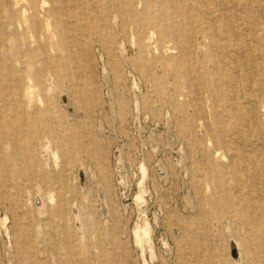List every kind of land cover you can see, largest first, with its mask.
Instances as JSON below:
<instances>
[{"label": "rangeland", "instance_id": "1", "mask_svg": "<svg viewBox=\"0 0 264 264\" xmlns=\"http://www.w3.org/2000/svg\"><path fill=\"white\" fill-rule=\"evenodd\" d=\"M120 3L90 0L89 7L74 8L67 34L77 33L73 46L47 47L32 68L52 90L44 92L42 106L30 107L20 127L0 134V264H264V232L240 219L233 224L213 203L220 198L243 216L262 215L261 204L249 202L255 194L264 205L259 188L243 183L225 195L213 177L223 171L232 187L233 169L239 171L234 148L264 150L252 141L264 136L262 92H251L261 110L254 124L198 77V58L210 52L199 27L190 28L187 72L176 71L184 52L149 25L139 33ZM20 7L29 11V0H20ZM135 7L142 9V0ZM18 33L24 40L17 54L24 60L26 39L37 46L35 31L21 27ZM59 57L63 77L57 80L49 69ZM219 58L211 53V60ZM2 64L0 94L8 86ZM219 66L221 75L230 70ZM10 98L4 93L5 101ZM4 106L0 121L22 118ZM45 108L51 118L37 113ZM145 227L147 238L139 242L136 231ZM205 244L210 249L202 252Z\"/></svg>", "mask_w": 264, "mask_h": 264}, {"label": "bare ground", "instance_id": "2", "mask_svg": "<svg viewBox=\"0 0 264 264\" xmlns=\"http://www.w3.org/2000/svg\"><path fill=\"white\" fill-rule=\"evenodd\" d=\"M258 1L259 4L252 5L247 0H142L143 7L139 10L135 7V0H121L120 7L131 18L139 33L149 25L160 35L172 39L175 47L184 52V62L174 65L176 71L179 70L178 67L181 68V71L186 70V68L182 69L183 65H186L190 59L189 53L193 51V37L190 28L195 25L199 27L201 42H208L210 52H205L198 58L203 68V72L197 71L198 77L210 92L218 93L224 100L235 102L246 119L257 124L256 118L261 115L260 100L251 92L261 91L264 96V33L260 32L264 31V4L262 3L264 0ZM29 2L28 11L26 8L20 7V0H0V26L5 23V26L11 29L10 34H5L1 29L2 26L0 28V41L4 45L0 48V60L3 62L2 68L8 83V86L1 90L0 113L5 104L13 111L20 112L22 116L21 119H18V115L4 116L2 120L5 121V126L1 127V120L0 134L2 132L7 134L16 124L20 127V124L29 118L30 107L42 106L45 101L44 92L51 91L53 85L50 84L47 87L44 84L45 76L40 73L36 75L32 68L35 62L44 59L47 47L70 49L73 46L77 33H73L71 37H67V34L72 30L71 17H77L74 8L76 6L89 7L90 5V0H40L39 3L37 0H29ZM46 2L48 3L47 9L44 8ZM13 8L16 9L13 10ZM69 10L73 11L71 15L66 13ZM239 11L245 14L244 17H239ZM252 11L253 14L250 13ZM15 13L16 18L13 15ZM68 15L69 20H65L64 16ZM50 18L53 19L54 30L52 32L49 28ZM250 18H252V25L250 24L249 27L241 31L239 26L243 27L245 24H249ZM21 27L24 31L33 28L35 31L34 41L37 42V46L32 47L31 39H26L27 57L24 60H20V56L17 54V48L22 39L18 33ZM55 36L59 38L57 42H54L53 37ZM211 53L219 56V60H211ZM62 59L63 57H59L57 62L52 64L54 69H49V75L57 80L63 77L60 70ZM171 61H173V57ZM221 63L230 65L228 73L220 74L219 65ZM208 65L212 66L210 73L206 70ZM186 72L184 71V73ZM9 91L11 98L5 101L4 93ZM40 112L48 118L47 108L38 109L37 113ZM32 116L34 117V114L30 117ZM236 121L239 122V116ZM261 133H264V126L261 128ZM252 141L264 144V136L254 135ZM233 158L239 161V171L236 168L233 169L232 187H229L226 178L221 175L223 171L219 172L220 174L217 172L213 176L220 191L226 195L230 188L238 191L243 183H250L255 187V191H259L257 190L259 188L263 194L264 150H249L239 146L234 148ZM241 166L245 169L244 175L240 173ZM255 191L254 193H256ZM239 197L238 195L237 203H239ZM249 202L261 204V216L255 218L252 212L243 216L239 214V208L231 207L232 204L229 205L220 198H213V203L218 210L222 208L229 212L233 224L239 226L240 219L244 225L256 227L258 231L264 232V205L255 194L251 196ZM204 232L203 230L202 234ZM147 234V227L142 229V232L136 231L139 242H143L147 238ZM209 249V246L205 244L202 252ZM83 256L86 255L83 253ZM97 258L96 256L95 259Z\"/></svg>", "mask_w": 264, "mask_h": 264}]
</instances>
